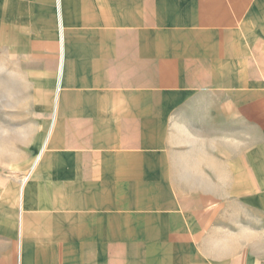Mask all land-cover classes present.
<instances>
[{
	"label": "crops",
	"instance_id": "obj_1",
	"mask_svg": "<svg viewBox=\"0 0 264 264\" xmlns=\"http://www.w3.org/2000/svg\"><path fill=\"white\" fill-rule=\"evenodd\" d=\"M0 264H264V0H0Z\"/></svg>",
	"mask_w": 264,
	"mask_h": 264
},
{
	"label": "bare ground",
	"instance_id": "obj_2",
	"mask_svg": "<svg viewBox=\"0 0 264 264\" xmlns=\"http://www.w3.org/2000/svg\"><path fill=\"white\" fill-rule=\"evenodd\" d=\"M45 143V142H44Z\"/></svg>",
	"mask_w": 264,
	"mask_h": 264
}]
</instances>
